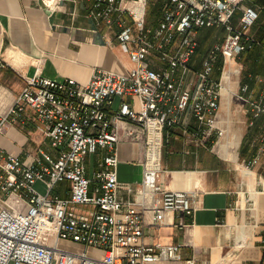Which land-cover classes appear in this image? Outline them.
<instances>
[{
	"label": "built area",
	"instance_id": "2783aa9c",
	"mask_svg": "<svg viewBox=\"0 0 264 264\" xmlns=\"http://www.w3.org/2000/svg\"><path fill=\"white\" fill-rule=\"evenodd\" d=\"M43 1L57 7L63 0ZM72 1H89L88 14L106 23L134 64L126 71L96 68L85 82L34 74L7 111H0V131L10 124H33L55 149L40 148L23 157L0 146V264L180 259L181 243L144 241L146 211L161 223L170 213L192 215L196 209V191L169 189L158 180L165 131L179 125L189 138L206 130L223 133L218 111L225 67L258 43L252 28L259 8L246 0ZM213 25L222 26L225 35L212 42L201 66L194 67L199 32ZM240 92L252 124L264 113V83L256 97L248 81ZM191 117L197 120L194 131L189 129ZM123 123L145 138L144 175L136 199L119 195ZM94 154L98 168L90 174ZM255 161L256 156L247 162ZM64 182L62 194L58 187Z\"/></svg>",
	"mask_w": 264,
	"mask_h": 264
},
{
	"label": "crops",
	"instance_id": "0c3cea01",
	"mask_svg": "<svg viewBox=\"0 0 264 264\" xmlns=\"http://www.w3.org/2000/svg\"><path fill=\"white\" fill-rule=\"evenodd\" d=\"M89 5L72 0L57 7L43 0H0L1 112L7 111L26 78L34 74L85 82L96 68L126 71L134 64L106 23L88 14ZM196 58L192 65L200 67L202 58ZM215 75L220 76V69ZM237 78L234 93L221 95L222 134L206 130L189 138L179 125L165 131L158 180L169 189L196 191V209L192 215L170 213L161 223H154L152 211H146L144 241L181 243L180 259L164 257L151 264H264V113L250 123L248 103L240 95L246 81ZM251 80L256 97L263 85L257 94L259 82ZM236 118L245 124L236 128ZM189 129H197L195 117ZM227 130L240 132L233 147L222 141ZM144 141L140 131L129 132V124H122L117 171L123 199L138 197L145 168ZM0 146L23 157H32L40 148L55 151L33 124L8 125L0 131ZM254 156L256 161L249 164ZM97 158L90 156V174L98 168ZM67 184L59 185L60 193L65 194ZM190 258L193 263L187 261Z\"/></svg>",
	"mask_w": 264,
	"mask_h": 264
},
{
	"label": "rangeland",
	"instance_id": "374dc122",
	"mask_svg": "<svg viewBox=\"0 0 264 264\" xmlns=\"http://www.w3.org/2000/svg\"><path fill=\"white\" fill-rule=\"evenodd\" d=\"M254 1L257 2V4H255V5L259 8V11H260V17L258 19V25H259L262 22H264V0H254ZM246 2L252 3V2H250V0H246ZM153 9H155V6L153 7ZM254 28H255V26L253 27L252 32L257 37V35L255 34ZM203 32H205V33H202V35H201V39H200V47L201 48L199 49V51L196 54L197 61H199V59L202 57V55L206 52V49H208L209 46H211L212 43H210V41L213 42L216 40H221L222 37L225 35V29L220 25H213V26L205 27ZM206 39H207V41H206ZM208 39H209V42H208ZM255 50H256V52H255ZM255 50H253L252 52H247V53L243 54L242 57H240L241 59L236 57L235 60L237 62H239V66L241 68V72L238 73L237 77L244 75L245 67H246L247 71L249 73H251L253 76L254 75L260 76V78L258 79V82L260 84L258 83L255 87V93L258 94L260 85L261 84L263 85V83H264V81H263V78H264V49L262 47V49H260L261 52H259V48L255 49ZM245 62H247L248 64H245ZM234 124H235L236 128H238L240 124H245V122L239 118H236L234 121ZM40 189L43 190L44 188L42 186H40ZM73 246H75V248H79V247H77L79 245H73Z\"/></svg>",
	"mask_w": 264,
	"mask_h": 264
},
{
	"label": "bare ground",
	"instance_id": "6f19581e",
	"mask_svg": "<svg viewBox=\"0 0 264 264\" xmlns=\"http://www.w3.org/2000/svg\"><path fill=\"white\" fill-rule=\"evenodd\" d=\"M239 69H240L239 62H237L234 58H231L230 61L226 64L225 73L223 77V89H222V93L225 96H229L232 93H234V87H235L234 78L235 77L237 78ZM224 137H225V140H224ZM222 138H223L222 141L223 142L225 141L224 144H229L230 147H233L239 141L240 132L233 131V130L232 131L227 130V132L225 133V136L223 135Z\"/></svg>",
	"mask_w": 264,
	"mask_h": 264
},
{
	"label": "trees",
	"instance_id": "16d2710c",
	"mask_svg": "<svg viewBox=\"0 0 264 264\" xmlns=\"http://www.w3.org/2000/svg\"><path fill=\"white\" fill-rule=\"evenodd\" d=\"M250 2H252V4H257V2L254 1V0H250ZM259 17H260V16H259ZM254 26H255L254 30H255V34L257 35L258 43H257L253 48L248 49V50H246L244 53H242V54L240 55V57H242L243 54H245V53H247V52H252V51L255 50V49H258V48H259V52H261L260 49H262V47H263V49H264V22H262L261 24L258 25V20H257V22L255 23ZM204 28H205V27H204ZM204 28L201 29V31L199 32V35H198L199 45H198V48H197V51H196L195 55L197 54V52H198L199 49L201 48V47H200V39H201V35H202V33H205V32H203ZM213 39H214V38H213ZM206 41H207V39H206ZM212 41H213V40H212ZM208 42H209V39H208ZM210 43H212V42L210 41ZM209 47H210V46H209ZM208 49H209V48H208ZM208 49H206V52L208 51ZM206 52H205L204 54H206ZM255 52H256V50H255ZM204 54H203V55H204ZM203 55H202V57H203ZM202 57H201V58H202ZM240 57H239V58H240ZM201 58H200V59H201ZM240 59H241V58H240ZM258 59H259V58H258ZM256 60H257V59H256ZM196 61H197V60H196ZM245 64H248V63L245 62ZM221 65H222V57L219 55V57H218V59H217L216 70H218L219 67H220ZM193 66L198 67V64L195 63V65L193 64ZM250 75H252V74L249 73V72L247 71L246 67H245V69H244V75H243V79H244V81H248V82H249V80H250V82H252V80H251L252 78H251ZM250 82H249V83H250ZM250 84H251V83H250ZM262 114H263V113H262ZM262 114L254 119L253 124H255V123L257 122V120L260 119V118L262 117Z\"/></svg>",
	"mask_w": 264,
	"mask_h": 264
}]
</instances>
